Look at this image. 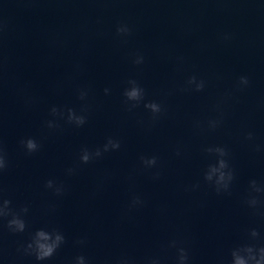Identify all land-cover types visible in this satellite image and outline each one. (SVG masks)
Segmentation results:
<instances>
[{"label": "clouds", "instance_id": "clouds-1", "mask_svg": "<svg viewBox=\"0 0 264 264\" xmlns=\"http://www.w3.org/2000/svg\"><path fill=\"white\" fill-rule=\"evenodd\" d=\"M4 31V25L0 24V33ZM132 29L126 23L118 24L116 27V35L123 38L130 36ZM230 37L225 34L223 39L227 40ZM183 60L182 57L178 58ZM145 62V57L141 53H136L132 59L134 65H142ZM250 84L247 76H240L237 82V88L243 90ZM126 87L123 90L124 103L127 111L131 112L135 108L143 104V107L151 113L150 124H155L160 117L165 113L164 106L157 101H146V91L136 79H129L126 82ZM206 87V81L198 78L196 75L189 76L185 81L184 86L180 89L184 92H202ZM110 89L105 88L104 94H110ZM89 91L85 88L78 90V99L82 101L79 110L75 108H64L52 106L49 114L52 119L45 122V127L49 130H56L61 127L60 121H64L68 125L76 128L83 127L87 123V113L89 105L87 103ZM224 103L222 99L216 105L218 115L206 122L196 121L194 127L198 130L215 131L223 124L224 112L221 105ZM143 124V122H141ZM247 141H254L255 136L252 132H248L245 136ZM21 146L26 154L31 155L40 150V143L32 138L22 139ZM121 148V142L118 139L108 137L106 142L97 148L89 149L82 147L79 154L81 164H88L94 160L100 159L104 154L118 151ZM260 146H256V151H260ZM210 162L207 164L203 172V181L209 185L217 195H230L233 182L236 178L235 169L230 163L231 154L226 146L210 145L202 150ZM181 150L177 148L176 155L180 156ZM140 164L145 171H152V179L158 180L161 176L159 171V161L156 156L139 157ZM9 162L7 153L0 142V174L7 170ZM76 168L66 170L67 175H74ZM44 187L51 190L57 197L63 196L66 192V186L62 182H57L49 179L45 182ZM200 188L199 182L187 186L185 191H195ZM3 189L0 188V221H6V227L13 234L23 233L28 225L25 216L29 212L27 205L15 209L12 206V201L6 199L2 195ZM264 183H258L255 179L249 181V189L247 196L244 199L246 206L252 210L254 215L264 217ZM145 205V200L139 195H133L128 203L129 211L142 208ZM66 242L65 235L57 228L51 230L40 228L37 229L26 244H22L17 248V252L25 256H34L36 261L42 262L51 259L60 247ZM78 244L84 245L85 239L77 241ZM167 249L175 250V264H191L189 249L175 239L167 244ZM166 251V249H164ZM230 260L227 264H264V237H261L260 232L256 228H251L247 231L245 239L234 246L230 252ZM72 264H89L87 258L83 255H78L74 258ZM115 264H136V261L126 255H122L116 259ZM144 264H164L163 255H153L145 259ZM221 264H224L221 261Z\"/></svg>", "mask_w": 264, "mask_h": 264}]
</instances>
